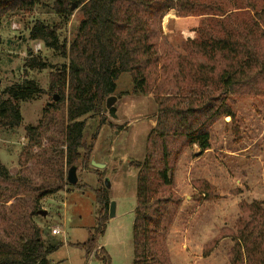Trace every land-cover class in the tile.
<instances>
[{
  "label": "trees",
  "instance_id": "16d2710c",
  "mask_svg": "<svg viewBox=\"0 0 264 264\" xmlns=\"http://www.w3.org/2000/svg\"><path fill=\"white\" fill-rule=\"evenodd\" d=\"M38 2L0 0V23L19 12L29 13ZM72 4L81 19L68 40L60 39L58 25L43 22L35 23L28 34L30 41L42 43L66 62L54 70L28 51L24 70L50 69L48 91L58 100L49 108L57 111L60 105L65 107L63 155L67 169L80 162L91 166L95 136L86 147L82 118L102 112L113 115L114 109L107 111L105 103L116 93L121 74L129 75L133 95L152 96L154 122L146 136L142 161L133 163L137 175L132 264H171L166 240L182 203L174 183L180 156L194 147L196 157L206 152L210 130L223 117L230 118L231 133L235 141L239 139L233 99L264 98V11L254 12L233 29L212 21L211 30L213 26L221 30L200 27L196 38L186 40L177 51L161 31L164 14L175 10L179 17H189L206 6L193 0H53V13L63 24L71 18ZM42 93L34 80L7 87L0 96V128L20 126L18 104ZM47 110L44 108L43 115ZM25 131L29 141L37 133L32 127ZM262 157L264 160V148ZM0 179L11 181L1 164ZM65 180L58 189L42 190L39 198L62 190L68 185ZM192 187L197 193L195 201L217 199L213 186L204 180L194 181ZM96 196L106 205L99 191ZM238 209L234 228L221 229L203 245L202 256H209L223 239H229L228 264H264L263 202L241 201ZM92 244L91 239L86 247ZM55 249L43 241L39 228L32 227L18 245L0 239V264H48L46 258Z\"/></svg>",
  "mask_w": 264,
  "mask_h": 264
},
{
  "label": "rangeland",
  "instance_id": "374dc122",
  "mask_svg": "<svg viewBox=\"0 0 264 264\" xmlns=\"http://www.w3.org/2000/svg\"><path fill=\"white\" fill-rule=\"evenodd\" d=\"M193 1L207 8L196 10L188 21L175 19V10L164 14L161 20L163 35L177 51L186 40L196 38L200 27L221 30L215 26L211 30L215 22L221 21L226 28L233 29L254 12L264 11V0ZM52 4L53 0H39L29 13L19 12L0 23V96L7 87L20 84L24 79L34 80L43 90L34 99L18 104L20 126L0 128V164L11 178L8 182L0 179V239L18 245L32 227H37L43 241L56 248L47 256L48 264H104L107 258L108 264H132L137 175L133 163L144 157L145 140L154 122L156 104L150 95H133L129 75L121 74L116 82V93L110 96L116 99L113 115L102 112L82 118L86 122L83 134L86 147L95 136L90 165L94 161L104 168L84 167L80 162L76 167V185L68 184L62 190L39 198L42 190L58 189L63 178L66 179L68 169L63 142L67 122L63 105L57 111L49 108V104L56 103L48 91L50 69L25 71L24 61L28 51L52 65L54 70L66 61L42 43L30 41L29 29L37 22L58 25L60 39L68 40L81 19L75 8L69 22L63 24L53 13ZM181 22V27H186L184 31L180 29ZM233 100L231 107L236 115L239 139L234 140L230 118H221L210 130L209 153L196 157L197 148L185 150L174 174L182 207L170 228L168 240L176 252L186 249L185 253L191 258L189 264L196 263L198 252L202 255V244L216 237V232L221 228H234L240 216L238 204L241 201L258 200L264 205V98L235 97ZM44 108L48 109L45 115ZM28 127L36 128L37 132L30 141L25 131ZM220 166L228 169L231 183L214 175L215 167ZM202 178L216 184L208 182L217 199L195 201L197 193L192 183ZM97 191L106 205L97 200ZM112 203L114 216L110 218ZM41 210L46 212L45 216L38 214ZM53 229L62 233L52 235ZM91 239L92 246L86 247ZM185 239H196V245L186 247L189 243ZM231 246L229 239H223L198 264H228ZM167 249L170 258L168 246ZM172 257L175 259V255Z\"/></svg>",
  "mask_w": 264,
  "mask_h": 264
},
{
  "label": "crops",
  "instance_id": "0c3cea01",
  "mask_svg": "<svg viewBox=\"0 0 264 264\" xmlns=\"http://www.w3.org/2000/svg\"><path fill=\"white\" fill-rule=\"evenodd\" d=\"M173 13H175V11L173 12ZM175 16V19H177V20H180V21H188V19H190L191 17H178V16H176V14H174ZM172 21V20H171ZM169 23V22H168ZM176 23H178L177 21H176ZM183 24V22H181L180 23V29L182 30V31H184V29H186V27L184 26V27H181V25ZM210 144H211V133H210ZM210 151H211V149H210ZM230 151H228L227 153H229ZM205 153H209V150L208 151H206V152H204V154ZM230 154H233L232 152L230 153ZM214 172V175H217L216 176V178H219V179H221V180H223L225 183L226 182H228V183H231L228 179L230 178V176H228V175H230L229 174V172H228V169L226 170V169H223V167L222 166H220V168L219 167H215V170L213 171ZM203 180H206L207 182H209L211 185H216V184H214L213 182H211L208 178H202ZM215 187V186H214ZM182 207V206H181ZM180 207V208H181ZM180 211H181V209H180ZM180 211H179V213H180ZM178 213V214H179ZM225 227H227V226H225ZM224 228V227H223ZM220 229V228H219ZM222 229V228H221ZM220 229V230H221ZM219 230V231H220ZM218 231V232H219ZM218 232H216L215 233V235H217L218 234ZM170 235V234H169ZM169 235H168V238H167V246H168V248H169V253H170V262H171V264H183V263H180V262H182V261H186L188 264H189V261H190V257H188V255L185 253V250H178L177 252H176V250H175V248H173V246L172 245H170V241L168 240L169 239ZM214 238V237H213ZM186 240H188V243L189 244H186V247H188V246H195L196 245V239H194V240H190L189 241V239H185V241ZM193 242H194V244H193ZM204 244H205V242H204ZM204 244H202V245H204ZM201 245V246H202ZM181 246H183V244L181 245ZM174 251V252H173ZM199 253V258L197 259V261H195L196 263L195 264H198L201 260H205L203 257H202V255H201V253L200 252H198ZM172 254L173 255H175V259H173V257H172ZM209 258V257H208ZM207 258V259H208ZM175 261H176V263H175Z\"/></svg>",
  "mask_w": 264,
  "mask_h": 264
},
{
  "label": "water",
  "instance_id": "95a60500",
  "mask_svg": "<svg viewBox=\"0 0 264 264\" xmlns=\"http://www.w3.org/2000/svg\"><path fill=\"white\" fill-rule=\"evenodd\" d=\"M75 8H76V5L72 4L70 10L73 11ZM57 99H58V97H56V96L53 97L54 101H57ZM115 101H116V99L114 97L107 98L106 103H105L106 110H109L110 108H112ZM225 119H227V118H225ZM91 166H93L94 168H97V169L104 168V165L97 164L94 161H91ZM76 170H77V168L75 166H72L68 169L67 175H66L67 184L72 185V186L76 185V183H77ZM104 182H105V185H108V180H105ZM38 214L41 216H45L46 212L41 210L38 212ZM113 216H114V204L112 203L109 207V217L112 218Z\"/></svg>",
  "mask_w": 264,
  "mask_h": 264
},
{
  "label": "built area",
  "instance_id": "2783aa9c",
  "mask_svg": "<svg viewBox=\"0 0 264 264\" xmlns=\"http://www.w3.org/2000/svg\"><path fill=\"white\" fill-rule=\"evenodd\" d=\"M39 47V46H38ZM36 52H37V50H36ZM62 233V231L61 230H59V229H53L52 230V235H59V234H61Z\"/></svg>",
  "mask_w": 264,
  "mask_h": 264
},
{
  "label": "bare ground",
  "instance_id": "6f19581e",
  "mask_svg": "<svg viewBox=\"0 0 264 264\" xmlns=\"http://www.w3.org/2000/svg\"><path fill=\"white\" fill-rule=\"evenodd\" d=\"M228 120V119H227Z\"/></svg>",
  "mask_w": 264,
  "mask_h": 264
}]
</instances>
